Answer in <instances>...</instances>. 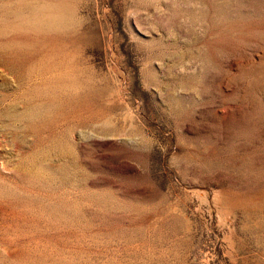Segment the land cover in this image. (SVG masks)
Returning <instances> with one entry per match:
<instances>
[{
    "label": "rangeland",
    "instance_id": "obj_1",
    "mask_svg": "<svg viewBox=\"0 0 264 264\" xmlns=\"http://www.w3.org/2000/svg\"><path fill=\"white\" fill-rule=\"evenodd\" d=\"M0 264H264V0H0Z\"/></svg>",
    "mask_w": 264,
    "mask_h": 264
}]
</instances>
